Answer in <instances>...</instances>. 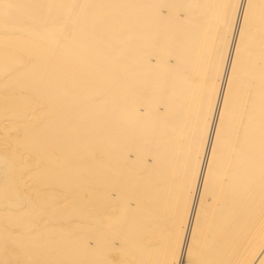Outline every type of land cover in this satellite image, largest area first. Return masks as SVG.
I'll return each instance as SVG.
<instances>
[{
    "label": "bare ground",
    "instance_id": "1",
    "mask_svg": "<svg viewBox=\"0 0 264 264\" xmlns=\"http://www.w3.org/2000/svg\"><path fill=\"white\" fill-rule=\"evenodd\" d=\"M0 264H264V0H0Z\"/></svg>",
    "mask_w": 264,
    "mask_h": 264
}]
</instances>
